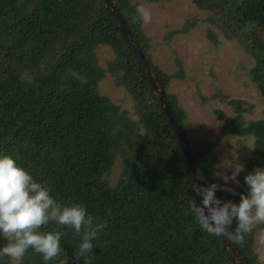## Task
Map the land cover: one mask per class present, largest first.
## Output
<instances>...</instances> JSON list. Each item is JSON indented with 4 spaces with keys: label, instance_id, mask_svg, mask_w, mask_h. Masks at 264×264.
<instances>
[{
    "label": "trees",
    "instance_id": "obj_1",
    "mask_svg": "<svg viewBox=\"0 0 264 264\" xmlns=\"http://www.w3.org/2000/svg\"><path fill=\"white\" fill-rule=\"evenodd\" d=\"M114 2L163 87L204 186L216 183L210 155L216 145H229L230 136L253 138L235 191L215 193L222 201L238 203L240 194H247L243 176L264 166V119H246L247 110L232 100L229 117L213 110L223 120L216 138L196 144L187 113L168 92L170 79L186 78L181 61L176 57L169 76L159 70L142 21L133 22L137 3ZM190 2L208 13L209 42L218 45L221 35L247 55L248 77L264 100V0ZM194 23L187 21L181 32ZM100 46L113 53L104 66L96 55ZM108 76L131 97L134 119L100 94L99 85ZM198 94L208 104L210 98ZM0 152L48 187L57 201L81 203L105 225L90 253L79 258L74 248L79 237L70 228L54 222L42 226V231L63 233L65 264H232L220 237L201 230L190 213L192 200L200 204L190 168L104 0H0ZM117 159L121 169L111 183ZM234 229L235 221L228 234L247 264H264V258L258 261L264 249L254 248L255 232L264 231V223L252 227L242 242L233 238ZM5 242L0 238V245ZM3 264L12 262L5 257ZM22 264L44 262L29 249Z\"/></svg>",
    "mask_w": 264,
    "mask_h": 264
},
{
    "label": "rangeland",
    "instance_id": "obj_2",
    "mask_svg": "<svg viewBox=\"0 0 264 264\" xmlns=\"http://www.w3.org/2000/svg\"><path fill=\"white\" fill-rule=\"evenodd\" d=\"M135 3L143 5L152 14L149 23L142 22V29L150 40L153 64L169 76L176 70V57L182 63L186 78L170 79L168 92L177 97L178 105L187 113V128L196 144L201 145L216 138L223 120L213 110L222 111L224 118L229 117L232 111L229 102L232 100L247 110L244 114L246 119H264V100L258 97L248 77L251 67L249 58L237 44L225 40L221 35L218 45L207 40L206 31L210 28L205 20L207 12L195 7L190 0H162L156 4L135 0ZM192 19L195 21L193 29L187 33L181 32L186 22ZM96 55L101 66L113 59V53L107 46H100ZM112 80L108 76L101 81L100 94L107 96L115 105L129 110L128 116L134 119L131 97L124 89L115 87ZM199 91L205 98H210L206 101L208 104L200 102ZM214 95L216 98L212 99ZM226 141L229 145L222 141L210 154L215 159L213 178L220 185L224 182L217 173L231 172V164L236 162L245 167L249 149L253 145L252 137L230 136ZM120 169L117 159L111 183H115ZM229 186L234 191L237 188V184L231 181ZM257 224L254 223L252 227ZM254 248L256 251L264 249V231L255 232ZM263 258L259 256L258 261L263 262Z\"/></svg>",
    "mask_w": 264,
    "mask_h": 264
},
{
    "label": "clouds",
    "instance_id": "obj_3",
    "mask_svg": "<svg viewBox=\"0 0 264 264\" xmlns=\"http://www.w3.org/2000/svg\"><path fill=\"white\" fill-rule=\"evenodd\" d=\"M135 13L133 22L140 20L147 24L152 19L150 10L143 5H137ZM231 168L227 174L217 173L224 182L222 185L193 183V191L202 199L200 204L192 200L189 209L199 228L213 236L225 235L235 221L233 238L242 242L254 223H264V166L254 167L243 176L247 194H240L238 203L222 201L215 195L217 190L234 192L229 181L239 184L237 177L244 171V165L236 162ZM50 222L70 228L79 237L74 246L77 258L90 253L93 241L105 227L87 212L85 205L57 201L48 187L37 182L13 157L0 152V238L6 241L0 245V264L5 257L12 264H22L29 249L40 254L44 264L49 261L65 264L60 243L63 233L41 230Z\"/></svg>",
    "mask_w": 264,
    "mask_h": 264
},
{
    "label": "water",
    "instance_id": "obj_4",
    "mask_svg": "<svg viewBox=\"0 0 264 264\" xmlns=\"http://www.w3.org/2000/svg\"><path fill=\"white\" fill-rule=\"evenodd\" d=\"M104 3H105L106 8L109 10L111 15L115 19L123 38L126 40L128 46L130 47L134 55V58L136 60V63L139 69L141 70L142 75L146 78L150 88L152 89V92L154 93L157 101L159 102V105L161 107L163 114L165 115L166 119L168 120L169 124L172 126L174 130L176 141L183 155L185 156L188 167L190 168L192 184L196 183L201 186H204L200 169L198 168V166L196 165L195 161L193 160L191 156L184 133L176 117L174 116L172 112L168 99L164 93L163 87L159 84L158 80L155 78L152 69L150 68L148 62L146 61L141 51L140 46L138 45L134 36L130 33L128 26L126 22L124 21L123 16L121 15L119 9L115 5L114 0H104ZM197 197L200 202L202 197L199 195H197ZM219 237L226 248L227 254L232 264H247L245 258L242 255H240V253L236 249L233 239L228 234V231L225 235L222 234Z\"/></svg>",
    "mask_w": 264,
    "mask_h": 264
}]
</instances>
